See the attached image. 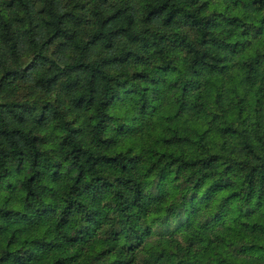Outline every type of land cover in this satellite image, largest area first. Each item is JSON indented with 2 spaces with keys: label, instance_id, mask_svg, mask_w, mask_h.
<instances>
[{
  "label": "trees",
  "instance_id": "1",
  "mask_svg": "<svg viewBox=\"0 0 264 264\" xmlns=\"http://www.w3.org/2000/svg\"><path fill=\"white\" fill-rule=\"evenodd\" d=\"M0 95V264H264V0H0Z\"/></svg>",
  "mask_w": 264,
  "mask_h": 264
},
{
  "label": "rangeland",
  "instance_id": "2",
  "mask_svg": "<svg viewBox=\"0 0 264 264\" xmlns=\"http://www.w3.org/2000/svg\"><path fill=\"white\" fill-rule=\"evenodd\" d=\"M5 95V100L8 102H13L15 99L17 98H21L25 95V91L24 90H20V91H16V92H9V91H5L4 92ZM6 95H9L8 97H6ZM3 100L1 95H0V101Z\"/></svg>",
  "mask_w": 264,
  "mask_h": 264
},
{
  "label": "clouds",
  "instance_id": "3",
  "mask_svg": "<svg viewBox=\"0 0 264 264\" xmlns=\"http://www.w3.org/2000/svg\"><path fill=\"white\" fill-rule=\"evenodd\" d=\"M133 2H134V0H133ZM245 6H246V7H251V3H250V2H249V3H246ZM61 67H64V65L61 64ZM68 119H69V120H72V119H75V117H73V116L70 115V116L68 117Z\"/></svg>",
  "mask_w": 264,
  "mask_h": 264
}]
</instances>
